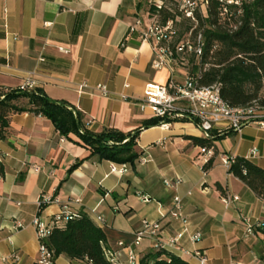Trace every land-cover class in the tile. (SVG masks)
Masks as SVG:
<instances>
[{
    "label": "crops",
    "instance_id": "obj_1",
    "mask_svg": "<svg viewBox=\"0 0 264 264\" xmlns=\"http://www.w3.org/2000/svg\"><path fill=\"white\" fill-rule=\"evenodd\" d=\"M136 19L147 23V0H0V93L28 78L49 100L73 107L92 134L139 132L134 165L115 164L90 157L74 136L61 137L41 116L11 114L0 141V258L16 252V264H34L32 221L49 224L62 205L104 233L103 249L116 253L120 264H128L129 251L139 261L154 251L150 237L134 245L142 221L159 225L163 243L178 237L166 251L188 264L197 263V252L205 254L206 264H257L264 256L261 234H245L248 226L264 222V199L222 164L223 156L243 158L264 170V128L216 133L203 154L186 139L201 138L189 125L146 128L154 118L141 108L143 90L166 84L169 72L152 67L150 43L128 34ZM176 75L183 73L177 68ZM81 84L88 87L82 93ZM96 85L110 96H100ZM122 95L130 99L122 101ZM16 105L24 107L27 100ZM111 165L126 168L110 173ZM164 181L178 183L166 188ZM176 197L184 220L170 215ZM233 197L237 201L224 206L222 198ZM44 198L52 203L40 209ZM15 222L23 228L15 229ZM195 234L197 242L191 240ZM55 264L88 263L60 255Z\"/></svg>",
    "mask_w": 264,
    "mask_h": 264
},
{
    "label": "built area",
    "instance_id": "obj_2",
    "mask_svg": "<svg viewBox=\"0 0 264 264\" xmlns=\"http://www.w3.org/2000/svg\"><path fill=\"white\" fill-rule=\"evenodd\" d=\"M258 0H147L148 21L146 24L141 19H136L129 27L128 34H136L141 42L151 44L155 60L152 67L156 70L166 69L169 72V80L164 85L147 84L142 93L141 108L148 109L151 116L161 122V126H169L175 123H184L198 132L202 139L211 140L212 134L231 131L240 132L248 125H256L264 128V107L254 101L243 107H230L219 95L217 85L210 87L198 86V75L188 72L189 59L193 57L199 60L204 49L203 33L210 29L208 20L214 19L215 25L223 28L227 33H233L240 27L245 10ZM211 11L214 14H211ZM165 15V16H162ZM164 17V19H163ZM184 24V25H183ZM187 26V27H183ZM183 28V30H182ZM188 28L187 30H185ZM216 46L213 47L215 49ZM60 52L65 53L62 49ZM208 65H203L206 69ZM183 73L181 78L176 75V69ZM86 84L79 86V92L87 89ZM124 89L129 86L124 85ZM22 92L34 90V84L27 78L18 87ZM94 90L102 97L110 96L102 85H96ZM122 101H127L125 95L120 96ZM203 154L205 148H201ZM210 154V151H207ZM233 157H222V164L229 170L234 162ZM126 166H110V173H123ZM38 170L35 169V172ZM178 183V182H177ZM175 183V184H177ZM166 188H172L175 184L169 181L163 182ZM141 202L148 200L139 197ZM231 201H237L233 197L222 198L224 206ZM52 203L50 199H40L38 206ZM171 217L175 220H184L181 212L179 198H174V209ZM75 213L69 210L68 205L60 206V213L54 216L49 224L33 219L38 241L37 257L34 264H55L54 252L45 245V240L51 235L52 230L74 218ZM15 229H22L19 222L14 223ZM159 225L157 223L141 222L140 229L136 232L134 245H138L144 237L154 239V250H167L178 242L177 238H171L166 243L158 239ZM256 232L261 234L264 243V222H257L246 228V236H252ZM199 234L192 236L191 240L197 242ZM123 244H119L122 247ZM196 264H206L204 253L194 254ZM104 256L108 264H120L116 253L104 250ZM20 260L16 252L9 256L1 257L0 264H16ZM128 264H139L136 255L129 251ZM235 264V263H234ZM238 264V263H237ZM257 264H264V256Z\"/></svg>",
    "mask_w": 264,
    "mask_h": 264
},
{
    "label": "trees",
    "instance_id": "obj_3",
    "mask_svg": "<svg viewBox=\"0 0 264 264\" xmlns=\"http://www.w3.org/2000/svg\"><path fill=\"white\" fill-rule=\"evenodd\" d=\"M211 14L214 12L211 11ZM215 23L214 19L208 20L210 29L202 36V56L199 60L193 57L189 59L188 72L194 76L200 74L199 87L217 85L220 98L230 107H243L254 101L264 107V95L260 96L264 89V0H258L245 10L240 27L233 33H227ZM203 65L208 67L203 69ZM21 99L27 100L26 106L16 105ZM22 113L47 119L61 137L69 139L74 136L76 144L87 149L90 157L132 166L139 157L135 152L138 131L128 135L114 130L92 134L86 130L81 115L73 107L49 100L36 88L30 92H22L17 88L0 93V141L5 139L8 117ZM159 125L161 122L153 119L145 127ZM212 136L211 140L217 137L216 134ZM186 139L201 148H208L211 143V140L202 138ZM211 165L212 161L209 160L203 170L207 171ZM228 173L258 198L264 199V170L243 158H235ZM104 243V233L89 218L78 214L67 223L55 227L45 240V245L54 252L55 258L64 255L71 261L85 260L88 264H108L104 256ZM139 264L188 263L166 250H154L140 259Z\"/></svg>",
    "mask_w": 264,
    "mask_h": 264
},
{
    "label": "rangeland",
    "instance_id": "obj_4",
    "mask_svg": "<svg viewBox=\"0 0 264 264\" xmlns=\"http://www.w3.org/2000/svg\"><path fill=\"white\" fill-rule=\"evenodd\" d=\"M183 27H187V26H183ZM183 30V28H182ZM264 95V89H262V91L260 92V96Z\"/></svg>",
    "mask_w": 264,
    "mask_h": 264
}]
</instances>
